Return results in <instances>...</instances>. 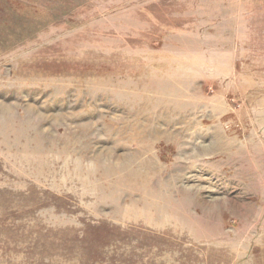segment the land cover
Returning <instances> with one entry per match:
<instances>
[{
	"label": "rangeland",
	"instance_id": "374dc122",
	"mask_svg": "<svg viewBox=\"0 0 264 264\" xmlns=\"http://www.w3.org/2000/svg\"><path fill=\"white\" fill-rule=\"evenodd\" d=\"M0 264H264V0H0Z\"/></svg>",
	"mask_w": 264,
	"mask_h": 264
}]
</instances>
